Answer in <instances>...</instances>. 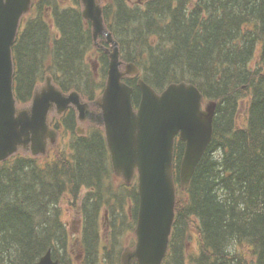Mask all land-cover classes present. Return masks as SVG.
Listing matches in <instances>:
<instances>
[{"label":"trees","instance_id":"16d2710c","mask_svg":"<svg viewBox=\"0 0 264 264\" xmlns=\"http://www.w3.org/2000/svg\"><path fill=\"white\" fill-rule=\"evenodd\" d=\"M73 1L61 11L56 0H36L25 20L13 49L20 104L30 102L47 75L90 102L105 88L109 58L94 48L91 24L80 0ZM103 5L122 59L137 65L146 83L159 92L191 83L218 103L212 142L187 191L179 186L184 144H177L176 219L164 264H264V0ZM126 82L137 106V79ZM64 123L74 134L54 159L18 155L0 165V264H34L49 249L61 264H121L125 247L134 244L126 238L137 222L136 181L126 187L114 176L100 127L75 135L74 110ZM65 199L82 215L81 235L65 225Z\"/></svg>","mask_w":264,"mask_h":264},{"label":"water","instance_id":"95a60500","mask_svg":"<svg viewBox=\"0 0 264 264\" xmlns=\"http://www.w3.org/2000/svg\"><path fill=\"white\" fill-rule=\"evenodd\" d=\"M81 2L83 17L92 22L95 46L99 47L103 36L112 49H105L110 63L103 94L90 104L77 92L64 94L47 77L35 90L30 105L19 107L14 95L12 48L32 0H0V163L21 152L45 156L58 140V133L50 126V115L56 111L61 116L75 108L80 123L89 121L104 128L114 173L127 185L138 178L137 245L126 250L122 264H163L175 221L176 139L185 143L180 183L187 190L212 141L217 103L205 104L203 94L192 84H171L158 94L141 79L142 99L136 110L133 88L124 79L139 76V69L128 64L122 71L120 46L105 25L101 0ZM91 105L100 112L91 110ZM36 264L60 261L53 260L49 251Z\"/></svg>","mask_w":264,"mask_h":264},{"label":"rangeland","instance_id":"374dc122","mask_svg":"<svg viewBox=\"0 0 264 264\" xmlns=\"http://www.w3.org/2000/svg\"><path fill=\"white\" fill-rule=\"evenodd\" d=\"M63 1H65V0H63ZM66 209V206H64V210ZM64 213H65V220H66V222H67V225H68V227H69V229H70V231H71V233H75V232H79V223L78 222H76V218H77V215H75V214H71V213H67V211H64ZM71 215V216H70ZM106 233H107V231H106ZM131 241V239L130 238H126V241ZM195 240V239H194ZM197 243H196V241H194L192 244H191V248H192V251H196L197 250ZM74 258H76V257H74Z\"/></svg>","mask_w":264,"mask_h":264},{"label":"bare ground","instance_id":"6f19581e","mask_svg":"<svg viewBox=\"0 0 264 264\" xmlns=\"http://www.w3.org/2000/svg\"><path fill=\"white\" fill-rule=\"evenodd\" d=\"M189 12V11H188ZM197 27V26H196ZM57 47V46H56ZM19 61V60H18ZM57 66V65H56ZM17 75V74H16ZM260 78V77H259ZM254 82V81H253ZM19 88V87H18ZM257 91V90H256ZM224 155V154H223ZM216 156V155H215ZM19 160V159H18ZM16 166V165H15ZM81 167V166H80ZM112 170V169H111ZM64 172V171H63ZM86 174V173H85ZM109 175V174H108ZM84 187V186H82ZM95 188V187H94ZM88 189V188H87ZM86 197V196H85ZM61 201V200H60ZM133 202V201H132ZM131 202V203H132ZM52 205V204H51ZM135 205V204H134ZM58 207V206H57ZM83 211V210H82ZM85 211V210H84ZM101 212V211H100ZM71 216V215H70ZM111 219V218H110ZM68 239V238H67ZM74 242V241H73ZM2 250V249H1ZM1 255V254H0ZM105 259V258H104ZM203 260V259H202ZM198 264V263H197Z\"/></svg>","mask_w":264,"mask_h":264},{"label":"flooded vegetation","instance_id":"af4514ba","mask_svg":"<svg viewBox=\"0 0 264 264\" xmlns=\"http://www.w3.org/2000/svg\"><path fill=\"white\" fill-rule=\"evenodd\" d=\"M87 126H88V124H84V125H83V127H87Z\"/></svg>","mask_w":264,"mask_h":264},{"label":"clouds","instance_id":"9594fccd","mask_svg":"<svg viewBox=\"0 0 264 264\" xmlns=\"http://www.w3.org/2000/svg\"><path fill=\"white\" fill-rule=\"evenodd\" d=\"M228 251H231V249H228Z\"/></svg>","mask_w":264,"mask_h":264}]
</instances>
